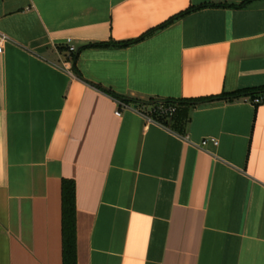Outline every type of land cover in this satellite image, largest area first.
Returning a JSON list of instances; mask_svg holds the SVG:
<instances>
[{
	"label": "crops",
	"instance_id": "crops-1",
	"mask_svg": "<svg viewBox=\"0 0 264 264\" xmlns=\"http://www.w3.org/2000/svg\"><path fill=\"white\" fill-rule=\"evenodd\" d=\"M243 1L0 0V264H62L63 179L76 264H264V101L209 99L264 88ZM107 90L194 102L178 130Z\"/></svg>",
	"mask_w": 264,
	"mask_h": 264
},
{
	"label": "trees",
	"instance_id": "trees-1",
	"mask_svg": "<svg viewBox=\"0 0 264 264\" xmlns=\"http://www.w3.org/2000/svg\"><path fill=\"white\" fill-rule=\"evenodd\" d=\"M253 0H245L238 5H228V6H245L252 2ZM193 9H188L178 15L172 17L165 23L159 25L158 27L148 31L144 35L134 39L126 41H112L108 43H93L91 45L105 46V45H114V46H127L134 42L145 38L150 35L155 30L165 27L174 19L186 14L187 12ZM76 54H71V59L74 63ZM114 98L120 100L121 102L130 103L133 106H141L144 104H149L151 106L149 115L156 121L162 123L165 126L171 127L173 129H180L187 121V111L188 107L194 102L191 99H156L150 98L146 102L139 101L137 99L124 98L119 95L108 91ZM260 94H264V88L259 91H249L246 89L237 90L233 93L223 94L220 97H211L214 98H223L226 100L239 99L244 96H249L251 99ZM258 105V104H257ZM255 105V106H257ZM169 107L174 106L176 109L172 114L160 111L159 107ZM61 258L62 264H76V206H75V184L71 179H63L61 181Z\"/></svg>",
	"mask_w": 264,
	"mask_h": 264
},
{
	"label": "built area",
	"instance_id": "built-area-1",
	"mask_svg": "<svg viewBox=\"0 0 264 264\" xmlns=\"http://www.w3.org/2000/svg\"><path fill=\"white\" fill-rule=\"evenodd\" d=\"M7 41H8V37L5 34L0 33V53L2 52L3 44L5 42H7ZM66 50H67L68 56L71 59V54H73L76 51V48L70 43V39L66 40ZM263 101H264V94H260V95L255 96L254 98L251 99V102L254 105H257V104L259 105V104L263 103ZM118 103L124 108L135 109V107L132 104H130V103H124V102H121V101L118 102ZM159 109L162 112H166V113L172 114L175 111L176 108L174 106H169V107H166V108L161 106V107H159ZM115 114L116 115H120V110H116ZM184 138L186 139L187 137L185 136ZM208 142H211L214 145H217V140L215 138H205V139H203L200 142V145L204 146Z\"/></svg>",
	"mask_w": 264,
	"mask_h": 264
}]
</instances>
